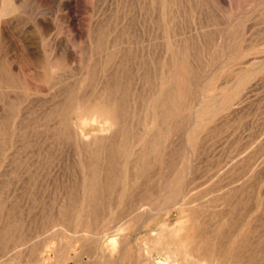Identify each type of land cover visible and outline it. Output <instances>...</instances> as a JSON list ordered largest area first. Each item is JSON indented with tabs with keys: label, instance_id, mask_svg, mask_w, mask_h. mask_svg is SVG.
<instances>
[{
	"label": "rangeland",
	"instance_id": "obj_1",
	"mask_svg": "<svg viewBox=\"0 0 264 264\" xmlns=\"http://www.w3.org/2000/svg\"><path fill=\"white\" fill-rule=\"evenodd\" d=\"M151 1L11 0L14 10L13 17L16 19L8 24L7 32L10 37H13L7 39L6 53L0 55V65L3 63L4 66H0V219L7 215L11 217L14 215L8 225L2 226H6L7 229L9 227L14 228L17 233L19 232L25 238H31L32 242L36 234L40 232L42 219L48 223L53 222L54 219L56 221L61 216L64 220L68 219L66 221H63V218L58 219V221H62L59 223H63L58 225V227L61 225L59 232L62 236L60 238L58 235V240L53 242L54 255L51 254L52 252L48 253L45 264H50L52 260L51 264H115L116 262H119L118 264H247L245 258L235 262L229 251H224L225 247L227 249L230 243L235 242V231L227 230L219 235L220 233H215L210 225L197 226L198 222L190 216L188 210L186 209V211L181 204L190 203L193 200L196 204H200L205 200L202 204L206 205L215 198L210 194L212 189L220 190L225 187L223 180L217 179V182L215 181L216 177H213L212 172L228 155L230 157L232 154H236L248 144L247 142L253 141L259 128L264 125V81L256 91L257 102H254L246 112L249 115L240 120L239 123L237 122V125L234 124L235 128L233 127V129H237V131L230 129L224 133L222 131L221 134L215 133L213 136L200 138L203 143L198 141L200 144L197 145V154H194V158L197 159L192 167L194 173L191 170L189 177L186 175L187 164L183 157L185 120L179 122L176 127L175 125L170 127L173 128L170 130L174 131L169 130V134H166L167 139L163 135L164 127L159 130L161 133L159 134L165 138V142H162L166 145L161 143L158 150L160 149L161 153L164 152L154 155L157 153L154 149L152 150L154 153L151 151L152 146L150 144L154 146V142L148 136L155 133V124L153 122V101L150 99L155 92V85L159 80L161 68L169 61V56L166 54L169 47H173L178 55L180 53V56L184 55L189 62L188 64L192 65L193 71L208 70L211 72L216 70V66L221 63L219 59L221 55L219 51L216 52V45L224 42L226 38L227 51L224 52V61L216 72H212L215 75L212 74L208 93L202 96V99L206 100V97L209 99L213 94L216 99H220L228 94L229 90L226 88L228 84H222L224 81L222 78L223 73L228 68L225 66L230 59L234 56L243 57L247 53L264 50V0H178V2L174 0L168 8V11L171 10L174 16L169 11L168 16L170 14L171 16L167 18H163L160 1ZM153 4L158 5V10L162 12H159L156 6L153 7ZM11 5H8V9H11ZM17 19H20L21 23ZM127 23L128 27L126 26ZM224 28L225 30H223ZM220 30L230 33L229 38L228 35L224 38L223 32ZM209 34L214 36L213 40H216L214 41L215 45L212 44L213 47L209 46L210 50L205 49L208 45L204 44V39L210 37ZM171 36L173 39L175 36L177 38L175 37L173 40ZM163 39L165 41H162ZM199 41L202 42L199 43ZM189 45L192 47L190 48ZM114 54L117 55L114 57ZM106 57H112L110 65L107 63L109 58L106 59ZM203 60L204 66L203 62H200ZM120 62L122 63L120 64ZM53 65L55 68H52ZM113 68L115 69L113 70ZM196 68L201 70L196 71ZM7 70L11 71L10 83L7 78H4ZM114 71L118 73L120 71V74L117 72L113 74ZM108 76L110 79L107 78ZM115 76L118 78L116 79ZM109 81H111V85ZM8 83L9 85H7ZM104 84L114 89L121 87L119 90L116 89L114 94L121 95L123 102H127L125 103V106L127 105L125 108L127 111L125 112L126 123L124 122V114L120 117L122 120L119 119L118 124L114 123L110 116L105 121L82 102L83 96H93L94 93V97L100 95L103 98L105 93L107 94ZM101 92L104 93L103 96ZM91 93L93 94L91 95ZM70 96L74 98V101L69 108L70 117L67 125L68 131L70 130L69 132H72L73 135L69 133L70 135L66 134V136L61 134L62 130L56 117L57 113L65 107ZM121 123L125 126H121ZM118 126H121L120 129L125 128L123 133H116L115 127ZM75 132L77 135H74ZM70 136L73 137L70 138ZM75 136H80V141L77 138L75 141ZM146 139L148 140L146 141ZM99 140H103L105 143L103 142L102 145L98 143V146H102L98 149L103 155L108 152L107 156L101 154L99 161L102 165L104 164L105 169L111 166L112 172L107 173V177L110 176L114 183L111 181L107 183L113 185L114 188L105 191L104 198L100 197L96 200L97 208H100L96 216L100 217V220L94 221V225L92 224L94 227L90 226L89 229L79 227L78 233L83 230L84 233L80 232V235L76 233L78 234L76 238L80 237L81 234L92 237L91 232L95 228L94 232L98 230L97 233L101 237L99 248L93 245L96 240L91 243V238L89 239L90 242L87 240L85 245L83 244L81 247L82 244L77 243L76 245V243L71 242L75 234L72 229L73 224L71 223V226L69 223L73 213H75L74 209H77V205H79L82 185L88 181L84 180L83 176L90 175V172H87V161L90 149L93 147L92 141ZM111 142L115 144L113 145ZM88 143L91 144V147ZM105 144H107V148L109 147L108 149L104 147ZM110 144L114 146L112 149H110L112 147ZM104 150L105 154L103 153ZM139 153L142 155L144 153L145 156L142 158ZM106 158L107 160H105ZM131 159L133 160L131 161ZM141 159L143 161H139ZM137 160L138 163H136ZM141 163L144 165H142L143 167H141ZM150 167L152 168L150 169ZM136 168L140 169L142 175L138 173ZM147 168L150 170L148 171ZM125 169H127L128 182L123 180V177H119L124 176L122 174H124ZM130 169L136 171L131 172ZM128 170L130 171L128 172ZM262 180L263 182L258 180L257 183L250 184L247 187V193L242 195L245 200L249 198L246 205L247 215L243 219L245 223H249L247 227L240 230V233L245 230L244 233L248 234V228L255 227L257 231L255 232L256 235L253 236L254 243L258 242V239L264 241V209H262L264 208V178ZM101 182L104 183L105 181L102 180ZM121 183L127 185L129 191H127L126 198L121 200L122 202L118 197L119 193H117L121 190ZM217 183L220 186L223 183L222 187L218 186ZM206 191H210V193L208 194ZM198 192L200 193L198 194ZM201 192L204 193L206 199H203L205 197L202 196ZM197 198L202 200L199 199V202ZM159 203L163 205L166 203L165 207L171 205V209L162 211L163 213L155 216V219H148L147 216L151 211L156 210L155 208ZM255 211H258L260 216L258 214L254 216ZM101 218H103L102 221ZM64 223L69 224V226L64 225ZM180 223L183 224L179 225ZM122 224L123 230L115 232L113 235V230ZM249 224L253 225L250 226ZM62 225L68 228L64 229ZM71 231L74 236L70 233ZM66 233L69 235L68 237ZM197 233L199 236L195 235ZM112 236L120 237V241L115 247L108 244ZM229 236H232L230 241ZM229 238L231 239V237ZM221 240L222 242H219ZM61 244L63 247L66 245L67 248L64 247V249ZM4 245L2 243L0 250L5 247ZM28 245H30L27 246L28 248L36 247V244H31V242ZM231 245H229L230 249ZM229 248L228 250H230ZM63 249L67 251L66 255H62ZM53 256L57 257L54 258ZM68 256L73 257V259H69ZM29 257L28 262L31 264L30 259L34 257V254L31 258Z\"/></svg>",
	"mask_w": 264,
	"mask_h": 264
},
{
	"label": "bare ground",
	"instance_id": "obj_2",
	"mask_svg": "<svg viewBox=\"0 0 264 264\" xmlns=\"http://www.w3.org/2000/svg\"><path fill=\"white\" fill-rule=\"evenodd\" d=\"M16 1V0H15ZM127 1V0H126ZM133 1V0H132ZM153 1V0H152ZM151 1V2H152ZM160 4L162 6V11H163V18H167L170 17L171 14L172 16L173 13L171 12V10H169L171 12L170 16L169 15V5H171L174 0H159ZM176 1V0H175ZM181 1V0H180ZM136 2V1H135ZM148 2V1H147ZM150 2V0H149ZM155 2V1H154ZM157 2V0H156ZM155 2V4H156ZM178 2V0H177ZM132 3V2H131ZM176 3V2H175ZM181 3V2H180ZM13 3H11V0H0V55L1 54H5L6 52V47H7V39L8 38H12V34L10 37L9 33L7 32V26L8 24L11 22L13 19H16V17H13V13L14 10L12 9V5ZM125 4V3H124ZM148 4V3H147ZM159 4V5H160ZM8 5H11V9H8ZM16 5V4H15ZM40 5V3H39ZM143 5V4H142ZM154 5V4H153ZM197 5V4H196ZM24 6V5H23ZM131 6V5H130ZM136 6V5H135ZM149 6V4H148ZM156 5H154L153 7H155ZM158 6V5H157ZM156 6V7H157ZM199 6V5H198ZM128 7V6H127ZM150 7V6H149ZM152 7V8H153ZM159 7V6H158ZM157 7V10H158ZM125 8V7H124ZM133 8V7H131ZM147 9V8H146ZM150 9V8H149ZM172 9V8H171ZM181 9V8H180ZM179 9V10H180ZM202 9V8H201ZM173 10V9H172ZM123 11V10H122ZM159 11V10H158ZM161 10L159 12H162ZM196 11V10H195ZM198 11V10H197ZM196 11V12H197ZM125 12V11H124ZM130 12V11H129ZM144 12V11H143ZM156 12V11H155ZM175 12V10H174ZM200 13V12H199ZM129 14V13H126ZM145 14H146V10H145ZM148 14V13H147ZM24 15V14H23ZM130 15V14H129ZM17 16V15H16ZM26 16V15H25ZM126 16V15H125ZM264 16V15H263ZM137 17V16H135ZM146 17V15H145ZM19 18V17H17ZM140 18V17H138ZM148 18V17H147ZM155 18V17H154ZM153 18V19H154ZM158 18H160V16H158ZM262 18V17H261ZM260 18V20H261ZM36 20V18H34ZM199 19V18H198ZM259 19V17H258ZM19 22L21 23L20 19ZM167 20V19H166ZM143 21V20H142ZM171 22V20H169ZM168 21V22H169ZM173 21V20H172ZM179 21V19H178ZM18 22V24H19ZM23 22V21H22ZM136 22V21H135ZM167 22V21H166ZM227 22V21H226ZM15 23V22H14ZM129 23V22H128ZM128 23H127V27H128ZM148 23V22H147ZM172 23V22H171ZM170 23V24H171ZM200 23V22H199ZM38 24V23H37ZM169 25V23H167ZM259 24V23H258ZM149 25V24H148ZM159 25V24H158ZM173 25V23H172ZM170 25V26H172ZM212 25V24H211ZM227 25V24H224ZM11 26V25H10ZM125 26V29H126ZM218 26V25H217ZM229 26V25H228ZM124 27V26H123ZM135 27V26H134ZM200 27V26H199ZM215 27V26H214ZM131 28V27H130ZM201 28V27H200ZM204 28V27H203ZM217 28V27H216ZM227 28V27H225ZM225 28L223 30H225ZM21 29V28H20ZM123 29V30H125ZM164 29V28H163ZM206 29V28H205ZM210 29V28H209ZM212 29V28H211ZM37 30V29H36ZM122 30V29H121ZM127 30V29H126ZM125 30V31H126ZM131 30V29H130ZM152 30V29H151ZM168 30H170L168 28ZM207 30V29H206ZM219 30V28H218ZM221 31L223 32V37L226 38L228 35L229 38V34L226 31ZM124 31V34H125ZM215 31V29H214ZM228 31V30H227ZM113 32V31H112ZM130 32V31H129ZM128 32V33H129ZM152 32V31H151ZM171 32V31H170ZM179 32V31H178ZM204 32V31H202ZM212 32V31H211ZM148 33V32H147ZM175 33V30H174ZM40 34V33H39ZM169 34V33H168ZM257 34V33H256ZM260 34V33H259ZM172 35V34H171ZM177 35V33H176ZM203 35V33H202ZM207 35V34H206ZM210 35V34H209ZM213 35V33H212ZM216 35V33H215ZM219 35V34H218ZM221 35V33H220ZM219 35V36H220ZM263 35V34H262ZM128 36V34H127ZM135 36V35H134ZM167 36V35H166ZM201 36V35H200ZM208 36V35H207ZM264 36V35H263ZM109 37V35H108ZM125 37V36H124ZM170 37V34H169ZM176 37V36H175ZM174 37V39H175ZM179 37V36H178ZM177 38V37H176ZM188 38V37H187ZM214 36L212 37L210 35V37H206L204 39V44L208 45L207 47H205V49L208 48V50H210V45L212 46V44L215 45L214 41H216L215 39L213 40ZM217 38V37H215ZM223 38V39H224ZM254 38V37H253ZM252 38V40H254ZM167 38L165 37V40ZM171 39H173V37L171 36ZM170 39V41H171ZM173 39V40H174ZM227 39V38H226ZM224 42H220L216 45V52L219 51L220 55H219V59L220 62L222 63L224 61V52L227 51V45L225 44V40ZM10 40V39H9ZM14 40V39H13ZM164 39L162 41H165ZM172 40V42H173ZM178 40V39H177ZM176 40V41H177ZM218 40V38H217ZM222 40V39H221ZM258 40V39H257ZM149 41V40H148ZM152 41V40H151ZM203 41V40H202ZM201 41V42H202ZM223 41V40H222ZM251 41V40H250ZM171 42V43H172ZM181 42V39H180ZM199 41V43H201ZM247 42V41H246ZM255 42V40L253 41ZM179 43V42H178ZM186 43V42H185ZM249 43V42H248ZM10 44V43H9ZM164 44V43H163ZM173 44V43H172ZM177 44V43H176ZM195 44V43H194ZM197 44V43H196ZM203 44V45H204ZM230 44V43H229ZM228 44V46H230ZM256 44V43H253ZM252 44V46H253ZM181 45V44H180ZM179 45V46H180ZM9 46V45H8ZM96 46V45H95ZM148 46V45H147ZM174 46V44H173ZM176 46V45H175ZM178 46V48H179ZM190 46V45H189ZM202 47V45H200ZM246 46V45H245ZM117 47V45H116ZM130 47V46H129ZM186 47V46H185ZM192 46H190L191 48ZM213 47V46H212ZM237 47V46H236ZM247 47V46H246ZM182 48V47H181ZM180 48V49H181ZM189 48V49H190ZM257 48V47H256ZM194 49V47H193ZM200 49V48H199ZM202 49V48H201ZM249 49H251V47H249ZM261 49V48H260ZM188 50V49H187ZM186 50V51H187ZM230 50V49H228ZM254 50V48H253ZM112 51V50H111ZM114 51V50H113ZM183 51V49H182ZM181 51V52H182ZM212 51V50H211ZM234 51V50H233ZM252 51V50H250ZM110 52V51H109ZM119 52V51H118ZM179 52V50H178ZM195 52V51H194ZM239 52V51H238ZM52 53V52H51ZM108 53V52H107ZM114 53V52H113ZM231 53V52H230ZM228 53V54H230ZM166 54L169 56V61L167 64H165L164 62V67L161 68V73H160V77L159 80L157 81L156 85H155V92H153V96L150 100L153 101V110H154V114H153V122L155 124V133L152 136H147L153 139V145L150 144V146H152L151 151L154 149V151L157 153L154 155H158L159 152L161 153V151L158 150V148L160 147V144L164 143L165 138L163 136H161L159 130H162L164 127V136H166V134H169V130L173 129L170 128L172 127V125H178L179 122L184 121L186 124L183 128V140L185 143V148H184V154L183 157L186 160V164L187 167L185 169V171L187 172V176L189 177L191 170L194 173V170L192 169L193 164L195 162L194 154L196 153V149H197V145H199L200 143H203L201 141V137L202 139H204L203 137H209V136H213L215 135V133L221 134V132H227L228 130H232L234 127V124H236L237 122L239 123L240 120H242L244 117L248 116L249 113H246L247 110L250 108V106H252L254 104V102H257L258 96L256 94V91L258 89V87L260 86V84L264 81V50H258V51H253L250 53H247L246 55H244L243 57H239V56H234L230 59V61L226 64L225 67H228L227 70H223L225 71V73H223V82L222 84H228V87H226L229 90V93L226 94L225 96H223L220 99H216V96H210L209 99L206 100L202 99L204 95H206V93H208L207 91L209 90V85H210V78H212V74L215 75V73L212 72H216V70H218L217 68H219L220 64L219 63L216 66V70L213 71H201V72H195L192 70V65L190 66L186 59V57L184 55L180 54L178 55L177 52L175 51V49L173 47H169L166 51ZM104 55V54H103ZM117 55V54H116ZM114 54V57L116 56ZM162 55V54H161ZM164 55V54H163ZM239 55V54H238ZM113 56V55H112ZM130 56V55H129ZM194 56V55H193ZM167 57V56H166ZM189 57V56H188ZM192 57V56H191ZM190 57V58H191ZM105 61H107V63H109L112 60V57H106ZM118 58V57H117ZM167 58V60H168ZM198 58V57H196ZM202 58V55H201ZM226 58V56H225ZM204 59V58H203ZM217 59V58H216ZM5 60V59H4ZM115 60V58H114ZM166 60V61H167ZM195 60V58H194ZM193 60V61H194ZM52 61V60H51ZM117 61V60H116ZM123 61V60H122ZM4 62V61H2ZM161 62V61H160ZM192 62V61H190ZM196 63L198 62L197 60L195 61ZM203 62V66H204V60L200 61ZM199 62V63H200ZM217 62V60H216ZM112 63V62H111ZM122 62H120L121 64ZM124 63V62H123ZM198 63V64H199ZM218 63V62H217ZM3 63H1L0 66L4 67L2 65ZM197 64V65H198ZM225 64V63H224ZM55 65V64H54ZM53 65L52 68H55V66ZM200 65V64H199ZM208 65V64H207ZM101 66V65H100ZM195 66V65H194ZM202 66V67H203ZM7 67V66H6ZM115 67V66H114ZM208 67V66H207ZM215 67V66H214ZM103 68V67H102ZM112 68V67H111ZM204 68V67H203ZM224 68V67H223ZM221 68V69H223ZM2 69V68H1ZM110 69V68H109ZM108 69V70H109ZM115 68H113L114 70ZM205 69V68H204ZM207 69V68H206ZM209 69V68H208ZM220 69V70H221ZM226 69V68H225ZM95 70V69H94ZM93 70V72H94ZM102 70V69H101ZM119 70V69H118ZM117 70V71H118ZM122 70V69H121ZM160 70V69H159ZM197 70H201V69H197ZM203 70V69H202ZM219 70V71H220ZM2 71V70H1ZM116 71V72H117ZM11 72V71H10ZM10 72L9 70H7V72L5 71V76L4 78H7V80L10 83ZM109 72V71H108ZM115 72V71H114ZM113 73V74H116ZM128 72V71H127ZM89 73V72H88ZM118 73V72H117ZM218 73V72H217ZM87 74V73H86ZM120 74V71L119 73ZM122 74V73H121ZM92 75V74H91ZM97 75V74H96ZM100 75V74H99ZM105 75V74H104ZM90 76V75H89ZM98 76V75H97ZM118 76V75H116ZM115 78L117 79L118 77ZM94 77V76H93ZM150 77V76H149ZM3 78V79H4ZM108 79H110V76L107 77ZM128 78V77H127ZM220 78V77H219ZM89 79V78H88ZM87 79V80H88ZM2 80V79H1ZM5 80V79H4ZM113 80V79H112ZM111 80V81H112ZM13 81V80H11ZM89 81V80H88ZM111 81L110 85H111ZM114 81V80H113ZM98 82V81H96ZM100 82V81H99ZM105 82V81H104ZM107 82V83H109ZM7 83V82H6ZM9 83L7 85H9ZM122 83V82H121ZM264 83V82H263ZM94 84V83H93ZM97 84V83H96ZM119 84V82H118ZM117 84V85H118ZM14 85V82H13ZM88 85H90L88 83ZM99 85V84H98ZM106 85V86H105ZM116 85V84H114ZM130 85V84H129ZM3 86V85H2ZM12 86V85H11ZM96 86V85H94ZM223 86V85H222ZM104 89H107V94L102 93L101 95L103 96V98L100 97V95H98L99 97H94L95 93L93 90L94 95L93 96H83L82 97V102L84 104H86V107H89L94 113L100 115L101 118H103L105 121L108 120V117L110 116V118L113 120L114 123L118 124L119 119H121L120 117L122 116V114H124V122L125 121V103H127L125 101V103L123 102V98L121 97V95H115L114 92H116V89L109 88V86L107 84H104ZM118 87V86H117ZM8 88V87H7ZM6 88V89H7ZM87 88V87H86ZM121 87H119L120 89ZM221 88V86H220ZM101 89V88H100ZM118 89V90H119ZM211 90V89H210ZM96 91V90H95ZM100 91V90H99ZM152 91V90H151ZM154 91V90H153ZM124 92V91H123ZM91 93V95L93 94ZM97 93V92H96ZM119 93V92H118ZM41 94V93H40ZM128 94V93H127ZM259 94V93H258ZM74 95V94H73ZM72 95V96H73ZM97 95V94H96ZM129 95V94H128ZM209 95V94H208ZM46 96V95H45ZM70 96L69 100H67V103L65 104V107L60 110L57 113V121L58 124L62 130L61 134H67L70 135L68 131V120H69V108L70 105L73 103L74 98ZM57 97V96H56ZM72 97V98H71ZM124 97V96H123ZM205 98V97H204ZM57 99V98H56ZM3 101V100H2ZM151 101V102H152ZM76 102V101H75ZM150 102V101H149ZM149 102H147L149 104ZM147 104V105H148ZM72 106V105H71ZM131 106V105H130ZM146 106V105H145ZM150 106V105H149ZM148 107V106H147ZM53 108V107H52ZM129 108V107H128ZM149 108V107H148ZM128 110V109H127ZM151 110V109H150ZM149 110V111H150ZM58 111V110H57ZM151 112V111H150ZM52 114V113H51ZM54 114V113H53ZM246 114V115H245ZM128 115V114H126ZM252 115V114H251ZM52 116V115H51ZM56 116V115H55ZM52 118V117H51ZM251 118V117H250ZM98 119V118H97ZM127 119V118H126ZM149 119V118H148ZM245 119V118H244ZM122 120V119H121ZM264 120V119H263ZM251 121V120H250ZM123 122V121H122ZM123 122V123H124ZM253 122V121H252ZM109 123V121H108ZM120 123V122H119ZM123 123H121V126H125ZM243 123V122H242ZM256 123V122H255ZM107 124V122H106ZM254 124V123H253ZM264 124V121H263ZM237 125V124H236ZM235 125V126H236ZM258 125V124H257ZM71 126V125H70ZM120 126V127H121ZM181 126V125H180ZM120 127H115V131L116 133H123L125 130V128H121ZM174 127V126H173ZM241 127V126H240ZM235 128V127H234ZM259 128V127H258ZM257 128V129H258ZM113 129V128H112ZM239 129V128H238ZM234 131L237 129H233ZM114 131V130H113ZM170 131H174V130H170ZM257 131V130H256ZM162 132V131H161ZM76 133V132H75ZM115 133V134H116ZM148 133V132H147ZM160 133V134H159ZM60 134V131H59ZM60 134V135H61ZM79 134V133H78ZM62 135V136H63ZM66 135V136H67ZM73 135V133H72ZM74 135H77L74 134ZM102 135V134H100ZM138 135V134H137ZM171 135V133H170ZM256 135V134H255ZM110 136V134H109ZM59 137V135H58ZM73 136H70V138H72ZM80 137V136H79ZM78 136L74 137L79 139L80 138ZM115 137V136H114ZM113 137V138H114ZM174 137V136H173ZM220 137V136H219ZM63 138V137H62ZM65 138V137H64ZM116 138V137H115ZM142 138V137H141ZM171 138V137H170ZM169 138V139H170ZM214 138V137H213ZM212 138V139H213ZM216 138V137H215ZM254 138V137H253ZM84 139V138H83ZM81 139V140H83ZM106 139V138H103ZM221 139V138H220ZM115 140V139H114ZM117 140V139H116ZM148 139H146L147 141ZM200 140V143L198 142ZM215 140V139H214ZM251 140V139H250ZM76 141V139H75ZM78 141V140H77ZM100 141V142H99ZM99 141H92V148L90 149L89 152V158H88V168H87V172H90V175H85L83 176L84 180H88L86 181L87 183H84L82 185V194H81V199L79 200L80 202L79 205H77V209L75 210V213H73V216L71 217V222L69 223L71 225V223L73 224L72 229H73V233L75 234V236L73 235L72 231L70 232L74 238L71 239L73 243H79L82 244L81 247H83V244L85 245V242L91 238L92 241L96 240L93 245L97 248H99V244H100V234L97 233L98 230H96V232H94L93 228L94 226V221L96 222L100 217H97L96 214L99 213V209L97 208V203L96 200L97 198H102L103 195L107 192V190L111 189L112 187L114 188L113 185L107 183L108 181H111V177H107V173H111L112 169L111 166H108L107 169H105L104 164L102 165L101 162L99 161V156L102 154L101 150L98 149L99 147L102 146H98V143H102L104 142L103 140H99ZM112 141V140H109ZM119 141V140H118ZM152 141V140H151ZM149 141V142H151ZM164 141V142H162ZM204 141V140H203ZM83 142V141H82ZM91 142V140H90ZM108 142V140H107ZM145 142V141H144ZM81 143V142H80ZM105 143V142H104ZM110 143V142H108ZM113 144V142H111ZM123 143V142H122ZM199 143V144H198ZM214 143V142H213ZM248 144L245 145V147L241 150V151H237L236 154H232V156L230 157H226V159L221 162V164L219 166L216 167L215 171L212 172L213 177H216V182L217 179L219 180H223V182L225 183V187L224 188H219L220 190H214V189H210V191H206L208 192V194L210 193L211 196H215L212 197L214 199L210 200L208 202V204L206 203V205L202 204V202H204L205 200H203L200 204H196L193 200V202L191 201L190 203H185V204H181V206L185 207V210L187 209L190 216L192 218H194L195 221H197V226H207L210 225V228L212 230H215V233H220L219 235H222L221 233L223 231H227V230H233L236 233L235 236V242L230 243L229 245H231V249L228 248L230 250H228V248L224 251H229V254L232 255V257L235 259V262H238L239 260L241 261L243 258H245L247 261V264H264V244H263V239H258L259 241L254 243L255 240H253V236L255 234V232L257 231L255 227H250L248 228L249 233L245 234V230L243 233H240V230L242 228H245L248 226V223H245L244 216L247 215V200H245V198H243L242 195L246 194L248 189L247 187L250 186V184H255V182L257 183L258 180L263 182L262 178H264V125L261 126V128H259L258 132H257V136L255 139H253V141H251L250 143L247 142ZM90 144V143H88ZM115 144V143H114ZM113 144V145H114ZM165 144V143H164ZM169 144V143H168ZM82 145H86V144H82ZM100 145V144H99ZM107 144H105V148H107L106 146ZM110 144V149H112L114 146ZM147 145V144H146ZM149 145V143H148ZM166 145V144H165ZM116 146V145H115ZM183 146V145H182ZM6 147V146H5ZM91 147V144H90ZM164 147V146H163ZM4 148V146H3ZM86 148V147H85ZM109 148V147H108ZM107 148V149H108ZM146 148V147H145ZM88 149V148H87ZM86 149V150H87ZM106 149V150H107ZM143 149V147H142ZM164 149V148H163ZM202 149V148H201ZM123 150V149H122ZM139 150V149H138ZM141 150V148H140ZM139 150V151H140ZM162 150V149H161ZM183 150V148H182ZM89 151V150H87ZM109 151V150H108ZM121 151V150H119ZM86 152V151H85ZM116 152V151H115ZM143 152V151H142ZM164 151H162L163 153ZM200 152V151H199ZM198 152V154H199ZM105 154V150L103 152ZM108 153V152H107ZM106 153V154H107ZM113 151L111 152V156H112ZM118 153V152H117ZM123 153V152H122ZM161 153V154H162ZM201 153V152H200ZM81 154V153H80ZM103 155L102 156H107V155ZM140 154V153H139ZM149 154V153H148ZM197 154V153H196ZM114 155V154H113ZM118 155V154H117ZM116 155V156H117ZM128 155V154H127ZM141 157L143 158V156H145V154L143 153L140 154ZM153 155V156H154ZM101 156V157H102ZM160 156V155H159ZM198 156V155H197ZM182 157V156H181ZM200 157V156H199ZM105 158V157H104ZM103 158V159H104ZM108 158V157H107ZM107 158L105 160H107ZM110 158V157H109ZM127 158V156H126ZM148 158V157H147ZM155 158V157H154ZM157 158V156H156ZM159 158V157H158ZM112 159V158H111ZM115 159V157H114ZM149 159V158H148ZM133 159H131L132 161ZM156 160V159H155ZM177 160V159H176ZM117 161V160H116ZM136 161V160H135ZM133 161V162H135ZM139 161H143L142 159ZM199 161V160H198ZM82 162V161H81ZM114 162V161H113ZM220 162V160H219ZM128 163V162H127ZM138 163V160L137 162ZM144 163V162H143ZM82 164V163H81ZM80 164V165H81ZM86 165V163H85ZM127 165V164H126ZM132 165V164H131ZM130 165V166H131ZM135 165V164H134ZM143 164L141 163V167ZM195 165V164H194ZM107 166V165H105ZM128 166V165H127ZM148 166V165H147ZM184 166H185V162H184ZM126 167V166H125ZM133 167V166H131ZM130 167V168H131ZM140 167V168H141ZM146 167V166H145ZM167 167V166H166ZM128 168V167H127ZM134 168V167H133ZM149 168V167H148ZM147 168V169H148ZM152 167H150L151 169ZM122 169V168H121ZM137 169V168H136ZM145 169V168H144ZM143 169V170H144ZM148 169V171L150 170ZM214 169V168H212ZM131 172H134L136 170L134 169H130ZM128 170V172L130 171ZM140 169H137V171H139ZM196 170V169H195ZM86 171V170H85ZM145 171V170H144ZM153 171V170H152ZM197 171V170H196ZM147 172V171H145ZM144 172V174H145ZM170 172V171H169ZM123 173V172H122ZM127 169H125L124 171V176H119V177H123V180H128L129 178H127ZM136 173V172H135ZM139 174L140 171L138 172ZM156 173V172H155ZM191 173V174H193ZM197 173V172H195ZM83 174V173H82ZM85 174V173H84ZM89 174V173H88ZM154 174V172H153ZM111 175V174H110ZM137 175V174H136ZM142 175V174H141ZM139 175V176H141ZM191 176V175H190ZM103 177V178H102ZM116 177V176H115ZM141 178V177H140ZM156 178V177H155ZM131 179V178H130ZM137 179V178H134ZM83 180V181H84ZM105 181L104 183H100V181ZM118 180V179H117ZM212 180V179H211ZM99 181V182H98ZM124 181V182H126ZM127 181V182H128ZM187 181V180H186ZM89 182V183H88ZM113 182V181H111ZM123 182V181H122ZM214 182V179H213ZM215 182V183H216ZM114 183V182H113ZM112 183V184H113ZM116 183V182H115ZM201 183V182H200ZM221 183V182H218ZM217 183V185H218ZM122 184V185H121ZM119 185H121V190L118 194V197L121 200L124 199V197L126 198L127 194H128V186L127 185H123V183H121ZM125 184V183H124ZM128 184V183H127ZM214 184V183H213ZM211 184V185H213ZM223 184V183H222ZM222 184L220 187H222ZM157 185V184H156ZM215 185V184H214ZM116 186V184H115ZM138 187V185H137ZM141 187V186H140ZM206 187V186H205ZM200 188V187H199ZM212 188V187H211ZM215 188H217L215 186ZM250 188V187H249ZM196 189V188H195ZM208 189V188H207ZM131 190V189H130ZM106 191V192H105ZM128 191V192H127ZM195 191V190H194ZM205 192V190H203ZM189 192V191H188ZM131 193V192H130ZM192 193V192H191ZM200 192H198L199 194ZM202 193V192H201ZM110 194V193H109ZM108 194V195H109ZM144 194V193H143ZM206 194V193H205ZM207 194V195H208ZM107 195V194H106ZM130 195V194H129ZM192 195V194H190ZM196 195V194H195ZM201 195V194H200ZM206 195V196H207ZM202 196L205 197L204 193H202ZM117 197V196H116ZM195 196H193L194 198ZM199 197V196H198ZM201 197V196H200ZM70 198V197H69ZM104 198V197H103ZM196 198V197H195ZM71 199V198H70ZM192 199V198H191ZM199 199L201 198H197V200L199 201ZM203 199H206L203 198ZM105 200V199H104ZM196 200V199H195ZM202 200V199H201ZM260 200V199H259ZM258 200V201H259ZM70 201V200H69ZM119 201V200H118ZM197 201V202H198ZM257 201V200H256ZM105 202V201H104ZM122 202V201H121ZM166 202V201H165ZM170 202V201H169ZM168 202V203H169ZM172 202V201H171ZM184 202V201H183ZM200 202V201H199ZM198 202V203H199ZM71 203V202H70ZM76 203V202H75ZM99 203V202H98ZM164 203V202H163ZM173 203V202H172ZM5 204V203H4ZM102 204V203H101ZM64 205V204H63ZM71 205V204H69ZM166 205V203H165ZM165 205L160 204L155 208L156 210L151 211L150 214L147 216L148 219H152L155 216L159 215L162 211H165L166 209H171V205H168L165 207ZM178 205V204H177ZM257 205V204H256ZM261 205V204H260ZM67 206V205H66ZM175 207V206H174ZM66 208V207H65ZM64 208V209H65ZM73 208V207H71ZM75 208V205H74ZM3 209V208H2ZM68 209V207H67ZM257 209V206H256ZM264 209V208H262ZM73 211V209H71ZM186 210V211H187ZM64 210H62L63 212ZM67 211V210H66ZM71 211V212H72ZM105 211V210H104ZM150 211V210H149ZM173 211V210H172ZM264 211V210H263ZM65 212V211H64ZM69 212V211H68ZM67 212V213H68ZM170 212V211H169ZM10 213V212H8ZM102 213V212H101ZM163 213V212H162ZM4 214V213H3ZM75 214V215H74ZM254 214V213H253ZM258 214V211H255V215L256 216ZM263 214V213H262ZM259 215V214H258ZM5 216V215H2ZM14 216V215H13ZM12 216V217H13ZM188 216V215H187ZM260 216V215H259ZM257 216V217H259ZM10 215H7L6 217H4L2 219H0V223H2L0 225V247L2 245V243H4L5 247L2 248V250H0V264H30V262H28V257L31 258L32 255L34 254V257L31 258V264H45V262L47 261V257L46 255L49 253L53 254V247L52 245L54 244L53 242L55 240H58V235H60V230H59V224H63V223H59L60 221H58L59 218H63V216L59 217L56 221L54 219L53 222L48 223L46 221H44L43 219L41 220V227H40V232L36 234V236L34 237V241L32 242L31 238H25L24 236L20 235L19 232L17 233L15 231L14 228L9 227V229L6 228V226H2L5 224H9V222L13 219ZM69 218V217H68ZM262 218V217H261ZM45 219V218H44ZM52 219V218H51ZM70 219V218H69ZM103 218H101L102 221ZM155 219V218H154ZM258 219V218H257ZM3 220V221H2ZM35 220V219H34ZM63 221L64 218L62 219ZM100 220V219H99ZM181 220V219H179ZM261 220V219H260ZM263 220V219H262ZM70 221V220H69ZM101 221H98L99 223ZM119 221V220H118ZM35 222V221H34ZM62 222V221H61ZM180 222V221H179ZM182 222V221H181ZM13 223V222H12ZM67 223H64V225ZM69 224H67V226H69ZM93 224V225H92ZM97 224V223H96ZM95 224V225H96ZM183 224V223H182ZM181 223L179 225H182ZM195 224V223H194ZM118 225V223H117ZM250 226L253 224H249ZM13 226V225H12ZM70 226V229H71ZM90 226H93L91 228H93V232H91L90 234L92 235V237H90V235L86 236V235H82L78 238H76V235H78L80 232L84 233L83 231H80L78 233V230H80L81 227H85L88 228ZM196 226V229L198 228ZM62 227H64L62 225ZM80 227V228H79ZM68 228V227H67ZM66 227H64V229H67ZM123 224L116 227L113 230V235L115 232L121 231L123 230ZM89 229V228H88ZM201 230V228H200ZM66 231V230H65ZM92 231V230H91ZM196 231V230H195ZM69 234V230L67 231ZM198 232V231H197ZM200 232V231H199ZM31 233V232H30ZM61 233H62V228H61ZM78 233V234H76ZM86 233V232H85ZM210 233V232H209ZM227 233V232H226ZM247 233V232H246ZM29 234V233H28ZM32 234V233H31ZM63 234V233H62ZM67 234V233H66ZM66 235L67 237L70 235ZM88 234V233H87ZM200 234V233H199ZM207 234V233H206ZM225 234V233H224ZM71 235V236H72ZM80 235V234H79ZM102 235V233H101ZM191 235V234H190ZM195 235H198L195 234ZM230 235V234H229ZM256 235V234H255ZM62 235H60L61 238ZM119 236V235H118ZM199 236V235H198ZM264 236V235H263ZM31 237V236H30ZM201 237V236H200ZM203 237V236H202ZM201 237V238H202ZM214 237V236H213ZM220 237V236H219ZM231 237V239L229 238ZM228 239L229 241L232 240V236H229ZM123 238V237H122ZM206 238H210V237H206ZM221 238V237H220ZM225 238V237H223ZM222 238V240H223ZM263 238V237H262ZM194 239V238H193ZM192 239V240H193ZM70 240V239H69ZM103 240V239H102ZM219 241V242H222ZM61 241V240H60ZM89 241V242H90ZM118 241H120V237H116V236H112L111 239L108 241V244L111 247H115L116 244L118 243ZM224 241V240H223ZM226 241H227V237H226ZM225 241V242H226ZM234 241V240H233ZM257 241V238H256ZM34 243L36 244V247L32 246L30 248H28L30 245H28V243ZM70 242V243H71ZM122 242V241H121ZM125 242V241H124ZM124 242L122 243L124 245ZM218 242V243H219ZM60 243V242H59ZM73 243H72V247H73ZM56 244V243H55ZM68 244V242H67ZM90 244V243H89ZM102 244V243H101ZM220 244V243H219ZM225 244V243H224ZM228 244V241H227ZM234 244V246H233ZM69 245V244H68ZM67 245V246H68ZM87 245V243H86ZM107 245V246H109ZM221 245V244H220ZM226 245V244H225ZM263 245V246H262ZM28 246V247H27ZM56 246V245H55ZM59 246V245H57ZM61 246L63 247V245L61 244ZM66 246V245H65ZM64 246V247H65ZM224 246V245H223ZM233 246V247H232ZM61 247V248H62ZM63 247V248H64ZM71 247V246H70ZM59 248V247H58ZM60 248V249H61ZM67 248V247H65ZM64 248V249H65ZM222 248V247H221ZM224 248V247H223ZM222 248V249H223ZM37 249V250H36ZM56 249V248H55ZM59 249V250H60ZM63 249V251H64ZM69 250V249H68ZM56 251H58L56 249ZM62 251V250H61ZM72 252V251H71ZM71 252H69V254H71ZM55 253V252H54ZM62 255H66L67 251L65 250L64 252H62ZM100 253V252H99ZM224 253V252H223ZM227 254V252H225ZM61 254V253H60ZM68 254V255H69ZM54 255V254H53ZM58 255V252H57ZM99 255V254H98ZM229 255V256H230ZM60 256V255H59ZM123 256V255H122ZM195 256V255H194ZM54 257V256H53ZM57 257V256H56ZM54 257V258H56ZM64 257V256H63ZM69 259H73V257L68 256ZM121 257V256H120ZM196 257V256H195ZM66 258V256H65ZM123 258V257H122ZM52 259V258H50ZM59 259H61L59 257ZM79 259V258H78ZM101 259V258H100ZM33 260V261H32ZM112 260V259H111ZM110 260V261H111ZM50 261V260H49ZM48 261V262H49ZM53 261V260H52ZM51 261V263H52ZM106 261V260H105ZM28 262V263H27ZM70 262V261H69ZM76 262V261H75ZM74 262V263H75ZM136 262V261H135ZM50 263V264H51ZM54 263V262H53ZM68 263V260H67ZM117 263V262H116ZM115 263V264H116ZM119 263V262H118ZM117 263V264H118ZM139 263V261H138ZM145 263V262H144ZM77 264V263H76ZM79 264V263H78ZM135 264V263H134ZM244 264V263H243Z\"/></svg>",
	"mask_w": 264,
	"mask_h": 264
}]
</instances>
